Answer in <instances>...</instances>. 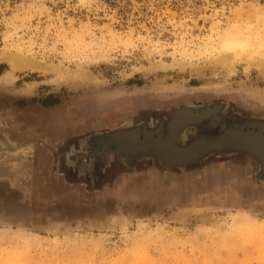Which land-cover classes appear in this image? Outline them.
<instances>
[{
    "label": "rangeland",
    "instance_id": "374dc122",
    "mask_svg": "<svg viewBox=\"0 0 264 264\" xmlns=\"http://www.w3.org/2000/svg\"><path fill=\"white\" fill-rule=\"evenodd\" d=\"M187 108L216 113L184 127ZM261 123L264 0H0V264H264L257 159L173 166L109 142ZM90 134L108 141L58 142ZM73 149L116 159L84 172Z\"/></svg>",
    "mask_w": 264,
    "mask_h": 264
},
{
    "label": "water",
    "instance_id": "95a60500",
    "mask_svg": "<svg viewBox=\"0 0 264 264\" xmlns=\"http://www.w3.org/2000/svg\"><path fill=\"white\" fill-rule=\"evenodd\" d=\"M214 113L216 112H214L213 108L196 112L187 108L172 115L174 118L177 115L176 118L182 120L185 127L193 125L195 122L201 121L204 118L209 119ZM170 131L172 134L170 140L175 141L179 135L177 127L173 125ZM243 131V128H233L223 134L215 136H199L190 143L182 145L178 144V142L167 141V138L157 135V130L152 131V134L148 136L149 134H147L146 129H126L114 133L113 136H109V142L118 144L117 147L119 149H117V152L123 154L127 159H130V156H137L141 153L140 151H146L147 155L155 156L162 161L164 160L167 163L173 164V166L191 161L192 158L199 157L208 151H240L259 159L262 162L261 164L264 170V123L255 126L251 130L252 132ZM96 137L91 138L90 134L75 136L74 138L70 137L66 138V140L67 142H72L73 146L76 145L78 148L85 147L86 145L93 146L99 141H108L105 136H102L104 139L97 138L98 140ZM135 139H138L139 142H135ZM74 151L75 156H77L74 158L75 165L84 172H100L103 170L105 164L110 162L107 160L108 156L103 154L105 151L102 153L93 151L87 154L81 153V151L76 149ZM127 161L130 162L131 160Z\"/></svg>",
    "mask_w": 264,
    "mask_h": 264
},
{
    "label": "crops",
    "instance_id": "0c3cea01",
    "mask_svg": "<svg viewBox=\"0 0 264 264\" xmlns=\"http://www.w3.org/2000/svg\"><path fill=\"white\" fill-rule=\"evenodd\" d=\"M0 142H3V140L2 139H0ZM29 142H36L35 140H31V141H29ZM40 143H42L43 145H48V144H50V142L51 141H48V140H46V139H42V140H40L39 141ZM58 142H63V143H65L66 145H67V140H66V138H64V139H60ZM187 143H190V142H187ZM186 143V144H187ZM141 144V143H140ZM139 144V145H140ZM105 152H103V154H105V155H107L106 157H107V160L108 161H110V162H112V161H115V154H111V151H107V150H104ZM107 151V152H106ZM141 153H139L137 156H141V157H143V156H145V155H147V153H146V151H140ZM214 152H216V151H214ZM218 152H223V151H218ZM217 152V153H218ZM240 152V151H239ZM213 152H211V151H208V152H205L204 154H202L201 156H199V157H195V158H192V160L191 161H196V160H198L199 158H204V157H207V159H208V157L212 154ZM119 154V153H118ZM241 154H244V152H241ZM120 155V154H119ZM209 155V156H208ZM248 156H249V154H247ZM104 156V155H103ZM250 157V156H249ZM252 158H253V156H251ZM255 158V157H254ZM256 159V158H255ZM157 161H158V163H162V161L161 160H159L158 158L156 159ZM223 160H225L224 158H222L221 159V161H223ZM258 160V163H262L259 159H257ZM220 164H222L221 162H220Z\"/></svg>",
    "mask_w": 264,
    "mask_h": 264
},
{
    "label": "bare ground",
    "instance_id": "6f19581e",
    "mask_svg": "<svg viewBox=\"0 0 264 264\" xmlns=\"http://www.w3.org/2000/svg\"><path fill=\"white\" fill-rule=\"evenodd\" d=\"M10 58H11L10 60H11V64H12V67L13 68H16L17 66H20V64L22 63V61H21L22 60V57H20V55H17L16 54V55L11 56ZM33 62H34V60L29 61V63H31V64ZM31 66L34 67L35 65H31Z\"/></svg>",
    "mask_w": 264,
    "mask_h": 264
}]
</instances>
